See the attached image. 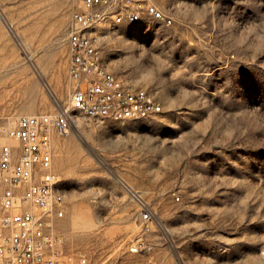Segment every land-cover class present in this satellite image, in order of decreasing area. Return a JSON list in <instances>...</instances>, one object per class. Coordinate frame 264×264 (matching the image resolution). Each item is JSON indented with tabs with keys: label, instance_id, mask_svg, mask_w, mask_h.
Here are the masks:
<instances>
[{
	"label": "rangeland",
	"instance_id": "obj_1",
	"mask_svg": "<svg viewBox=\"0 0 264 264\" xmlns=\"http://www.w3.org/2000/svg\"><path fill=\"white\" fill-rule=\"evenodd\" d=\"M141 1L171 24L144 10L99 28L98 47L106 70L162 112L78 116L52 135L65 195L58 250L90 264H264V0ZM79 5L0 0L5 124L67 104L62 64ZM138 242L149 249L132 253Z\"/></svg>",
	"mask_w": 264,
	"mask_h": 264
},
{
	"label": "built area",
	"instance_id": "obj_2",
	"mask_svg": "<svg viewBox=\"0 0 264 264\" xmlns=\"http://www.w3.org/2000/svg\"><path fill=\"white\" fill-rule=\"evenodd\" d=\"M67 36L69 95L53 114L21 116L10 125L0 117V264H90L87 257L62 256L54 221L65 215L62 180L53 166L52 135L69 134L75 118L137 120L160 114L148 91L124 83L103 65L97 30L110 23L133 24L147 11L162 12L141 0H79ZM168 25L170 20H165ZM151 213L140 214L143 232ZM138 242L131 252L148 250Z\"/></svg>",
	"mask_w": 264,
	"mask_h": 264
},
{
	"label": "crops",
	"instance_id": "obj_3",
	"mask_svg": "<svg viewBox=\"0 0 264 264\" xmlns=\"http://www.w3.org/2000/svg\"><path fill=\"white\" fill-rule=\"evenodd\" d=\"M63 64H62V73H63V76L65 78V80L67 79L68 80V83H69V75H68V63H69V59H68V50L65 52L64 56H63ZM47 76H48V79L52 85L53 88H55V92H57V88H58V85L55 81V78L54 76L51 75L50 72L47 73Z\"/></svg>",
	"mask_w": 264,
	"mask_h": 264
}]
</instances>
